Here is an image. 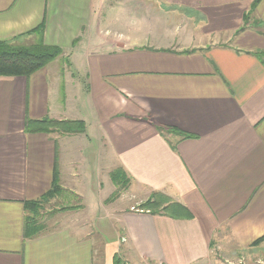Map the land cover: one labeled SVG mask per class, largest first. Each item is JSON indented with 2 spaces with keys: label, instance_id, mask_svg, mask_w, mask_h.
Listing matches in <instances>:
<instances>
[{
  "label": "crops",
  "instance_id": "0c3cea01",
  "mask_svg": "<svg viewBox=\"0 0 264 264\" xmlns=\"http://www.w3.org/2000/svg\"><path fill=\"white\" fill-rule=\"evenodd\" d=\"M254 1L0 0V41L34 42L43 25L45 44L64 51L29 77H0V264H235L264 238V0L252 12ZM27 118L80 120L86 132L26 134ZM55 166L68 194H108L25 239V202L51 189ZM117 169L136 206L109 205L124 192ZM157 192L189 217L139 211Z\"/></svg>",
  "mask_w": 264,
  "mask_h": 264
},
{
  "label": "trees",
  "instance_id": "16d2710c",
  "mask_svg": "<svg viewBox=\"0 0 264 264\" xmlns=\"http://www.w3.org/2000/svg\"><path fill=\"white\" fill-rule=\"evenodd\" d=\"M261 0H255L252 6V12ZM248 15H246V20ZM30 33L36 34L38 39L35 43L17 44L9 41H0V77H29L32 74L48 66L58 57L62 56L64 51L57 47L47 45L44 42V27L40 25ZM262 56L263 53L256 54ZM62 134H78L86 132V124L80 120L60 121L51 118L32 120L27 118L25 122L26 134H51L53 132ZM158 132L163 136L176 134L179 140L196 138L174 127L158 128ZM176 144L173 145L175 148ZM123 176V177H122ZM112 179L115 183L122 186H128L130 183L126 178V173L120 169L112 173ZM63 188L60 185L57 166H55L51 189L39 199L25 202V239H34L44 232V226L40 221V211L44 204L61 194ZM139 211L149 212L151 214L168 215L174 219H184L189 217L188 210L181 204L172 202V200L163 193H152L151 197L144 201L138 207ZM263 237L257 240L256 244L262 241ZM117 264H121L117 262Z\"/></svg>",
  "mask_w": 264,
  "mask_h": 264
},
{
  "label": "rangeland",
  "instance_id": "374dc122",
  "mask_svg": "<svg viewBox=\"0 0 264 264\" xmlns=\"http://www.w3.org/2000/svg\"><path fill=\"white\" fill-rule=\"evenodd\" d=\"M34 36H35L34 42H28V43H35L37 41L38 36L36 34H34ZM28 43H24V44H28ZM53 134H62V133L55 131L51 133V135ZM109 151H110L109 148L105 149L106 155L104 154V160L107 159V155H109ZM88 155L92 156V153ZM109 160H111L110 155H109ZM92 165H93V162L90 161V166ZM109 165L110 164H104L102 162L103 174H102L101 181L104 183L106 181L105 180L106 178L105 170L107 169ZM92 179L94 181L95 177ZM119 188L120 190H122V186L120 187L118 186V189ZM134 189H135L134 186H132V184L129 183L128 186L124 187L123 196L121 195L122 193L120 192L110 193L109 194L110 196L109 205L111 206V204H113L112 207L115 205H117L118 207H121L123 205V207H126V208H129L130 206H136L137 200H136L135 194H133V191H135ZM66 193L67 192L63 189L60 195H58L56 198L51 200L49 203L44 204V206L42 207V210L40 211V221L42 222L44 226V231L46 230V227L53 229V228H57L62 225L70 223L74 216V214H72L74 213V211L76 213L87 212V211L89 214L92 213V209L97 199L100 197L102 198V196H105L106 194H108V187L104 186L103 191L101 193L97 191L85 193L84 198H81L74 193H69V194L68 193L66 194ZM43 220L48 221L47 226ZM263 241H264V238L262 239V241L256 244L257 242L256 240L250 247V250L248 251V253L241 255L240 258L239 256L238 257L233 256V258H236L235 264H259L258 263L259 261H260V264H264V254H259L260 252H258V249H256V247H258ZM224 263H227V262L224 261Z\"/></svg>",
  "mask_w": 264,
  "mask_h": 264
},
{
  "label": "built area",
  "instance_id": "2783aa9c",
  "mask_svg": "<svg viewBox=\"0 0 264 264\" xmlns=\"http://www.w3.org/2000/svg\"><path fill=\"white\" fill-rule=\"evenodd\" d=\"M125 264H127V263H125Z\"/></svg>",
  "mask_w": 264,
  "mask_h": 264
}]
</instances>
